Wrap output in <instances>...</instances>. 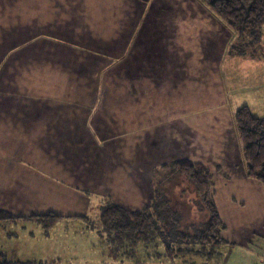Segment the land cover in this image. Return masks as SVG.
<instances>
[{"label": "crops", "instance_id": "0c3cea01", "mask_svg": "<svg viewBox=\"0 0 264 264\" xmlns=\"http://www.w3.org/2000/svg\"><path fill=\"white\" fill-rule=\"evenodd\" d=\"M150 1L132 0L140 11L116 27L128 0H0V211L93 202L97 212L107 199L138 211L154 198L159 168L182 160L205 167L214 201L222 193L229 207L239 204L233 193L263 187L246 176L233 114L247 106L264 117V28L240 56L236 35L208 10L176 5L163 25ZM176 178L186 180L171 177L164 193ZM16 224L0 228V254L32 262L9 245Z\"/></svg>", "mask_w": 264, "mask_h": 264}, {"label": "rangeland", "instance_id": "374dc122", "mask_svg": "<svg viewBox=\"0 0 264 264\" xmlns=\"http://www.w3.org/2000/svg\"><path fill=\"white\" fill-rule=\"evenodd\" d=\"M175 1H178V3H175ZM125 4H130V12L128 13L126 6L123 5L121 11L124 17L116 16L112 19L116 27H122L131 12L137 14L140 11V7L132 0H128V3ZM146 5L149 8L153 5V2L147 0ZM176 5L178 8L181 6L183 8L184 5L186 10L205 9L197 0H157L154 3V10H159L157 12L162 13L161 17H166V22H162L163 25H168V21L171 20L169 11L175 8ZM137 22L134 23V26ZM131 26L132 24L128 29ZM110 51L113 54L114 61L117 60L121 50L112 49ZM132 67L136 68L135 65H132ZM125 70L126 67H123V71ZM115 74L119 76L120 72H115ZM121 83L116 78L113 81V86L119 87ZM133 99H128L130 103L129 110L130 116L136 118L138 106L136 107L135 98ZM4 163L7 166L11 162ZM1 179L6 183L9 181V177L5 175ZM17 181L23 185L22 179L18 178ZM188 183V181L186 182V180L180 178H176L171 182L164 193L165 200L161 205L163 210L169 208L176 211L180 216L178 230L191 234L193 237L198 230L204 229L208 220V213ZM33 187L35 191L40 192L38 187L35 185ZM261 189L264 188L260 186L252 194L236 195L237 192L233 193L236 202L239 203L235 208L229 207L225 195L217 193L215 201L220 219L224 224L220 237L224 240V243L217 248H211L210 245H207L199 253L180 254L174 256L172 260L167 258L168 253L165 251V246L157 238H150L147 243L123 240L121 244H112L100 224H94L95 229H92L87 222L72 218L64 219L58 223L56 229L49 232L48 238L45 237L44 229L40 225L33 222H17L18 224L10 229L18 237L13 239L9 245L15 248L16 253L30 254V257L24 260L42 264H264V192ZM256 197H260L259 206L254 202ZM150 204H153V200ZM243 206L244 208H242ZM43 212H53L61 216L76 214L71 215L73 217L85 215L90 217L91 221L98 219L100 213L99 210L96 212V204L93 202L92 207L90 203L83 211L52 210ZM194 249L199 251L201 248L195 246Z\"/></svg>", "mask_w": 264, "mask_h": 264}, {"label": "trees", "instance_id": "16d2710c", "mask_svg": "<svg viewBox=\"0 0 264 264\" xmlns=\"http://www.w3.org/2000/svg\"><path fill=\"white\" fill-rule=\"evenodd\" d=\"M221 24L236 35L234 53L245 55L247 46H253L262 36L264 27V0H197ZM233 122L241 146L242 161L246 176L256 180L264 187V117H256L247 106L237 109L233 114ZM159 170L164 176L157 177L154 186L153 204L138 211H127L108 200L100 207L98 219L91 221L82 216H61L53 212L17 216L0 211V228L7 224L21 221L40 225L48 233L59 222L66 218L87 222L92 229L94 224L103 226L110 243L126 241L148 242L157 238L165 246L168 259L184 253H199L207 245L220 247L224 240L220 237L224 229L211 188L212 175L200 164L189 160L175 161L162 165ZM178 175L185 178L192 186L200 203L208 213L204 229L191 234L180 232V216L172 209L163 210L161 203L165 197L162 189L171 177ZM195 246L201 249L196 251ZM0 264H40L38 262H10L0 254Z\"/></svg>", "mask_w": 264, "mask_h": 264}]
</instances>
